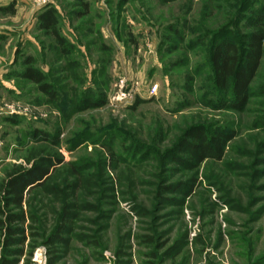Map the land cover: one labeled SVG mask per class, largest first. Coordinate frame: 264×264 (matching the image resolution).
I'll return each instance as SVG.
<instances>
[{
	"label": "rangeland",
	"instance_id": "rangeland-1",
	"mask_svg": "<svg viewBox=\"0 0 264 264\" xmlns=\"http://www.w3.org/2000/svg\"><path fill=\"white\" fill-rule=\"evenodd\" d=\"M49 7L68 55L39 26ZM258 13L264 0H0V196L10 174L53 161L27 194L26 242L7 246L0 226V264H264V61L238 111L210 60ZM30 57L55 102L21 75ZM121 77L132 101L114 99ZM198 124L233 134L223 160L188 162Z\"/></svg>",
	"mask_w": 264,
	"mask_h": 264
},
{
	"label": "trees",
	"instance_id": "trees-1",
	"mask_svg": "<svg viewBox=\"0 0 264 264\" xmlns=\"http://www.w3.org/2000/svg\"><path fill=\"white\" fill-rule=\"evenodd\" d=\"M165 3L176 0H162ZM39 26L46 33L54 37L60 46L62 53L68 55L71 49L67 40L60 33V18L55 7L42 10L39 15ZM254 31L246 36L242 43H238L231 37L223 36L215 40L211 45L210 60L212 76L218 91L228 94L226 105L234 110L241 111L246 107L251 96V86L258 76L264 57V16L258 13V18L253 23ZM27 66L21 75L38 85V89L55 102L58 99L57 90L47 80L44 71L38 69L34 60L27 59ZM142 99L138 98L135 105ZM104 101L88 103V107H99ZM233 138L232 133L218 129H208L204 125H195L189 128L181 140V149L190 154L194 166L206 160H223L226 146ZM47 165H34L26 171H18L10 174L9 178L1 185L4 196H0V226L5 231L6 245L25 243V236L18 237L17 233H24V225L29 213L28 193L34 187H42L50 173L52 158H47ZM31 161V159H28ZM20 224L17 226V224ZM51 235L47 243L53 247L62 237ZM68 245V241L65 242ZM3 264H13L10 260H4ZM52 264V260L50 263Z\"/></svg>",
	"mask_w": 264,
	"mask_h": 264
},
{
	"label": "built area",
	"instance_id": "built-area-1",
	"mask_svg": "<svg viewBox=\"0 0 264 264\" xmlns=\"http://www.w3.org/2000/svg\"><path fill=\"white\" fill-rule=\"evenodd\" d=\"M39 1L42 3H47V1L49 0H39ZM157 90H158V85L151 84L149 86L147 93H150L151 95H156ZM137 91H138V88H135L134 86H132V89L130 88L129 81L127 80V78L121 77L120 82L118 84V90L116 93L117 96L114 99L116 102L117 101H120V102L132 101V99L136 96Z\"/></svg>",
	"mask_w": 264,
	"mask_h": 264
}]
</instances>
